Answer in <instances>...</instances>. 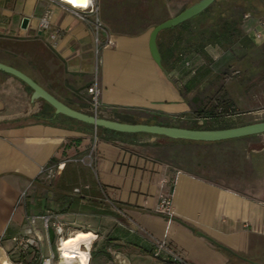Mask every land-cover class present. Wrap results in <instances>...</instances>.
<instances>
[{"label":"crops","instance_id":"obj_1","mask_svg":"<svg viewBox=\"0 0 264 264\" xmlns=\"http://www.w3.org/2000/svg\"><path fill=\"white\" fill-rule=\"evenodd\" d=\"M122 1L98 0L100 19L111 27L113 43L100 52L97 115L128 124L223 129L214 124L217 119L203 118L200 111L213 91L221 89L229 96L232 79L224 73L234 65V48L243 51L249 43L264 48V36L255 37L263 17L247 12L250 18L245 20L244 9L243 39L228 50L208 44L201 54L186 49L184 43L172 50L177 34H159L158 67L149 50L150 33L191 0H150L145 7L150 15L139 13L138 5H117ZM45 11L49 28L40 30ZM25 17L29 23L22 29ZM121 26L143 28L130 33L116 28ZM94 49L90 27L58 5L46 0H0V63L87 114H92L86 90L95 77ZM31 94L24 83L0 71V264H10L14 236L38 234L41 246L46 242L40 218L32 226L28 218L48 209L57 213L66 234L83 231L89 232V239L97 236L89 264H161L151 250L155 237L162 236L177 246L187 264H247L244 259L264 264V134L192 142L102 128L83 133L72 125L37 118L44 101L31 102ZM94 137L104 159L93 177L87 171L79 173L73 163L65 190L39 180L42 166L85 154ZM133 151L147 159L142 174L115 160ZM162 192L172 200L167 231V219L148 210ZM52 235L50 230V239Z\"/></svg>","mask_w":264,"mask_h":264},{"label":"rangeland","instance_id":"obj_2","mask_svg":"<svg viewBox=\"0 0 264 264\" xmlns=\"http://www.w3.org/2000/svg\"><path fill=\"white\" fill-rule=\"evenodd\" d=\"M195 1L197 0H191L188 4L191 5ZM150 2H151L150 0H136V1L123 0L120 3L118 2L117 5H138L139 6L138 9H140L139 13H141L142 15H150L151 12H149L145 8L147 5H151ZM215 7H216L215 9H223L225 11L227 10V13H229V8H230V12H232L233 14H236L237 12L242 13V11H244V9L247 8L246 9L247 11L244 13L249 12L250 14L259 15L264 18V14H263L264 0H220L219 4H217ZM195 25L196 23L192 24V26ZM104 26L109 32L111 27H108L107 25ZM116 28L123 32L135 33L140 29H142L143 26H121ZM232 51L235 52L233 59L235 60L234 65L233 67L229 65V70L224 73L226 76L229 77V79H232L231 80L232 82L229 87V96L225 94L224 91L221 89L213 91L212 93L206 95L205 97L206 104H205V109L203 110L206 112L211 107L216 106L217 103H219L221 100L231 102L234 107V110L232 109V113L231 112H228L227 114L223 113L214 122L216 126L221 128H229V126L237 127L249 123L264 121V48L249 43L243 49V51H240V49L237 48H234ZM240 52H243L244 54L242 55L240 54ZM230 61L231 60L229 59V63ZM237 114H244V115L237 116ZM99 154L100 153L97 144H95L94 141H92L88 144L85 154L79 157H74V156L65 157L64 158L65 162L59 168L56 178L51 183V186L59 187V189L65 190V181L67 175L68 173H71L73 171L71 168H69V165L73 163L75 164V167L78 169L79 173H81V171H87L86 174L91 173V177H93L92 174H94L96 170L95 169L96 165L100 162L101 159H104V157ZM109 155H111L110 157H114L113 153ZM127 156L128 157H126L124 154L122 157L120 156V159L119 157L116 156L115 160L116 161L118 160L121 163L126 164L128 168H133L132 171L135 174L137 173L142 174L143 172H145L147 159L141 157V152L133 151L131 152V154ZM61 173L66 174L62 176L63 177L62 181L59 180ZM59 181L62 182L61 186H58ZM45 185L49 186L48 184ZM148 210H151L152 213L150 214H152L155 217L161 216L154 212L153 207L148 208ZM165 222H166L165 228L167 231L168 221L165 220ZM70 226L71 225H69L70 229L73 230L77 229L75 227L72 228L73 226L71 227ZM155 238H156L155 240L164 242L167 250L171 254L178 256L180 259H182L184 264H187V262L184 260L182 252L177 248V246L173 242H171V240L167 238V236H162L159 239L157 237ZM50 240H51V245L53 247L54 245L53 235L51 236ZM41 249L43 255H47L49 253L47 242L45 241L43 242ZM80 257L81 259H83V256ZM108 261H111V259H108L107 262Z\"/></svg>","mask_w":264,"mask_h":264},{"label":"built area","instance_id":"obj_3","mask_svg":"<svg viewBox=\"0 0 264 264\" xmlns=\"http://www.w3.org/2000/svg\"><path fill=\"white\" fill-rule=\"evenodd\" d=\"M49 4L58 5L62 9L70 12L72 15L77 17L80 21L87 24L94 37V56H95V77L91 85L87 88L86 93L89 96V103L91 112L94 115L98 114L100 108L99 95L100 91L97 87V73L101 64L100 52L103 46H110L113 43V39L103 23L99 19V6L97 0H75L79 2L74 4L68 0H46ZM250 18V14L246 13L243 15V19ZM259 30L256 31L255 37L261 38L264 36V18L258 20ZM40 30H46L49 28L48 22V11H45L39 23ZM96 142V137H94ZM67 161V160H66ZM64 158H57L51 160L48 164L42 166L39 170V180L49 186L56 178L59 168L64 164ZM168 181H163L166 184ZM25 196L22 193L21 198ZM154 212L167 219L171 222L173 215L172 200L169 193L162 192L159 194L158 201L154 207ZM36 218H40L42 221L43 231L46 236V242L48 245L49 253L43 255L41 249L42 236L34 234L32 237L26 235H17L12 238L13 247L9 251L10 264H27L26 259L30 258L33 251H37L39 254L38 264H89L91 258V250L96 235L94 234L90 239L87 247L85 243H80L79 249L83 254V259L76 253L63 249V241H66L73 233L66 234L64 231V225L59 220L57 213L53 210H46L41 216H32L28 218L30 226L34 225ZM50 230L54 233V245L52 247L50 240ZM89 233V232H85ZM1 240V239H0ZM151 254L160 260L161 264H184L182 259L178 256L171 254L164 242L156 240L154 242Z\"/></svg>","mask_w":264,"mask_h":264},{"label":"water","instance_id":"obj_4","mask_svg":"<svg viewBox=\"0 0 264 264\" xmlns=\"http://www.w3.org/2000/svg\"><path fill=\"white\" fill-rule=\"evenodd\" d=\"M215 0H197L187 8H185L182 12H180L177 16L166 20L165 22L157 25L153 28L150 33L149 38V50L151 57L155 64L158 67H161V58L159 55V51L157 48L156 40L157 36L164 30L178 26L185 21H188L208 7H210ZM29 23V19L27 17L23 18L21 23V28L26 29ZM0 71L11 75L24 83L27 87L30 88L32 94L30 96V101L34 102L35 100H43L49 106H51L54 110L55 115H63L70 119L76 120L78 122L93 126L96 128H102L118 133L125 134H149L156 136H163L172 140H184V141H192V142H218L224 140L237 139L242 137H248L258 134H264V121L255 122L251 124H246L237 127L231 128H223V129H188V128H180L174 126H163V125H149V124H128L122 123L118 121L108 120L98 115L87 114L77 110H74L67 105L60 102L46 90H44L40 85H38L35 81H33L30 77L23 74L22 72L3 65L0 63ZM184 226L189 229L191 232H195L196 235L206 239L207 241L218 245L213 239L205 235L200 231H196L193 227L189 225ZM220 246V245H218ZM222 247V246H220ZM223 248V247H222ZM247 264H263L259 262L250 261L244 259Z\"/></svg>","mask_w":264,"mask_h":264},{"label":"trees","instance_id":"obj_5","mask_svg":"<svg viewBox=\"0 0 264 264\" xmlns=\"http://www.w3.org/2000/svg\"><path fill=\"white\" fill-rule=\"evenodd\" d=\"M220 0H215L214 3L204 10L196 17L183 22L182 24L166 29L160 33L159 36L165 33H175L174 46L172 50L177 49L181 43H184L186 49L194 50L203 53L204 47L208 44L220 46L223 50L230 49L236 42L242 41L243 34L240 28L241 25V13L232 14L227 13V10L215 9ZM230 9V8H229ZM193 23H199L196 26V30L192 28ZM162 70H164L162 68ZM27 87V86H26ZM29 91L30 88L27 87ZM44 103L43 109L38 113L37 118L46 119L52 125L56 123L72 125L83 133H91L94 129L93 126L78 122L63 115H55L54 110L47 103ZM234 107L229 101H220L216 106L211 107L204 113L203 118L218 119L223 113H232ZM120 122L126 120L119 118ZM229 128H231L229 126ZM100 129V128H98ZM192 129H210L207 126H197ZM27 264H38L39 254L37 251H33L29 259H26Z\"/></svg>","mask_w":264,"mask_h":264},{"label":"bare ground","instance_id":"obj_6","mask_svg":"<svg viewBox=\"0 0 264 264\" xmlns=\"http://www.w3.org/2000/svg\"><path fill=\"white\" fill-rule=\"evenodd\" d=\"M72 2H77L75 0H70ZM90 239L87 235V233L83 231H76L73 235H71L69 238L66 239V241H63V249H66L71 252H76L79 256H83L79 249L80 243H85L87 247H90L89 245Z\"/></svg>","mask_w":264,"mask_h":264}]
</instances>
